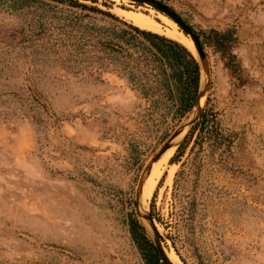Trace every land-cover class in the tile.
<instances>
[{"label": "rangeland", "instance_id": "obj_1", "mask_svg": "<svg viewBox=\"0 0 264 264\" xmlns=\"http://www.w3.org/2000/svg\"><path fill=\"white\" fill-rule=\"evenodd\" d=\"M157 1L207 55L210 124L181 138L146 209L180 264H264V0ZM83 3L151 17L167 37L147 5ZM90 17L0 7V264H149L131 233L135 219L151 235L138 182L190 114L153 65L94 46Z\"/></svg>", "mask_w": 264, "mask_h": 264}, {"label": "trees", "instance_id": "obj_2", "mask_svg": "<svg viewBox=\"0 0 264 264\" xmlns=\"http://www.w3.org/2000/svg\"><path fill=\"white\" fill-rule=\"evenodd\" d=\"M84 1L95 2V0H0V7L18 10L54 4L62 5L68 10L101 16L90 17L94 46L103 49L113 60L118 58L126 62L137 57L139 61H146L148 66L153 65L159 72L158 82L166 83L168 88L172 85L177 92L179 113L181 118L184 117L193 107L201 79L200 67L192 52L179 42L140 29L108 11L87 5L83 3ZM73 18L75 22L81 19L79 16ZM114 71L131 76L134 68L123 63L120 68H114ZM209 124V119L202 113L186 139L197 129L201 136ZM131 233L149 264H162L144 227L135 219L131 222Z\"/></svg>", "mask_w": 264, "mask_h": 264}, {"label": "water", "instance_id": "obj_3", "mask_svg": "<svg viewBox=\"0 0 264 264\" xmlns=\"http://www.w3.org/2000/svg\"><path fill=\"white\" fill-rule=\"evenodd\" d=\"M128 1L137 3V4L147 5L161 12L162 14L167 16L172 22H174L177 25V27L180 29V31L184 34V36H186L192 42L193 48L195 49L196 54H197V58L196 57L195 58L198 61L200 72H202L203 74L202 80L200 79V86H199V90L195 98L193 107L188 112L190 114L189 118L172 133L169 139L162 145V147L157 151V153L151 158L147 166L144 168V171L139 179L137 190L135 193V209H136L137 216L145 222V224L148 226L150 233H151V235L148 236L145 225L141 224L145 229L146 235L148 236L151 243L155 247L157 254L160 257L161 263L162 264H172V262L169 260L167 256V251L163 247L162 238L160 234L158 233V230L155 226L154 219L151 213L147 209H145L144 211H141L139 209L142 187L146 179V176L148 175L151 169V166L156 161H158L160 157L171 147V141L175 137H177L179 134H181L182 132H184V134L182 135L183 137L182 141H184L187 134L190 132L192 127L196 124L199 117L201 116L202 107H203L202 104L210 88L209 61L201 45L199 37L191 29V27L182 20V18L177 13H175L170 8H168L166 5H164L163 3L157 0H128ZM181 138L179 139V141L181 140ZM179 141L177 142L176 146L179 144Z\"/></svg>", "mask_w": 264, "mask_h": 264}, {"label": "bare ground", "instance_id": "obj_4", "mask_svg": "<svg viewBox=\"0 0 264 264\" xmlns=\"http://www.w3.org/2000/svg\"><path fill=\"white\" fill-rule=\"evenodd\" d=\"M123 13H125V17L130 21V23H132L134 26L140 29L151 32L160 31V25L156 21H154L151 17H147L146 15L140 13L139 14L133 12H123ZM122 15L124 16V14ZM159 19L167 27L165 28V33H164L167 37L171 38L176 42L181 43L182 45H185L187 48L194 51L192 42L186 36L183 35V33L178 29L175 23H173L172 21H170L165 17H159ZM183 134L184 132H182L177 137H175L171 141V147L167 150V152L164 153L160 157V159L151 166V169L148 175L146 176V179L142 187L140 207H139L141 211H144L146 209L147 200L155 188L156 180L159 178L162 169L168 163L170 156L173 154L177 142L179 141V139L182 137ZM167 176L169 177V175ZM167 256L169 260L172 262V264H180V262L177 260V258L174 255L167 253Z\"/></svg>", "mask_w": 264, "mask_h": 264}]
</instances>
